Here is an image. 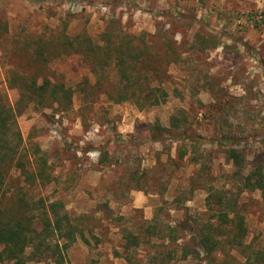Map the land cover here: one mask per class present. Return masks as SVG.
<instances>
[{
	"label": "rangeland",
	"instance_id": "rangeland-1",
	"mask_svg": "<svg viewBox=\"0 0 264 264\" xmlns=\"http://www.w3.org/2000/svg\"><path fill=\"white\" fill-rule=\"evenodd\" d=\"M0 24L7 29L0 103L9 107L18 99L10 80L32 72L36 40L81 37L102 46L101 36L116 25L141 36L160 61L152 86L168 97L159 106L110 101L123 86L117 74L93 72L72 56L50 63L73 92L69 108L31 104L16 119L23 167L9 171L5 194L60 200L78 218L89 244L77 240L62 264H247L226 244L207 255L192 241L206 224L217 225L208 192L235 201L246 244L264 250V191H242L225 153H242L243 175L255 162L264 175V0H0ZM172 117L180 129L171 128ZM40 157L52 180L45 186L35 173ZM184 222L188 229L177 231ZM128 233L138 243L128 250L130 263ZM25 264L57 263L48 256Z\"/></svg>",
	"mask_w": 264,
	"mask_h": 264
},
{
	"label": "trees",
	"instance_id": "trees-1",
	"mask_svg": "<svg viewBox=\"0 0 264 264\" xmlns=\"http://www.w3.org/2000/svg\"><path fill=\"white\" fill-rule=\"evenodd\" d=\"M115 26L101 36L102 46L93 44L89 38L81 37L32 42L29 56L32 72L13 74L10 80L18 99L12 107L0 103V263L25 264L27 259L40 260L50 256L57 264H62L63 252L77 240L89 244L83 230L78 224H74L78 218L71 219L60 200L48 204L33 203L24 194H11L7 197L4 190L9 171L23 167L19 151L22 139L16 128L17 117L31 104L40 108L55 104L61 111L67 110L71 105L73 92L65 86L64 78L50 69V63L62 57L77 56L82 65L93 72L108 69L114 71L123 86L115 96L108 94L110 101H130L144 109L159 106L168 97L160 85L152 86L153 79H159L158 57L149 53L141 36L122 34L121 29ZM5 33V24H0V39ZM140 85L144 87L136 90L135 87ZM181 123L178 117H172L170 126L178 130ZM187 141L194 144L188 138ZM225 153L236 170L234 176H241L242 191H264L261 163H253L252 168L243 175L245 160L242 153L234 148ZM185 154L186 151H182L181 157ZM37 164L36 178L41 186H45L52 181L45 169L46 161L40 157ZM210 198L215 200L217 207L214 211L217 225L213 227L206 224L192 241L196 239L207 255L214 253L219 245L226 244L243 252L247 264H264V250L251 249L246 244V222L235 201L223 198L222 194L217 196L215 192H208V201ZM6 199L9 203L4 205L3 201ZM182 229H188L186 222L177 225V231ZM220 229L226 230L224 235L216 234ZM125 241V260L130 263L128 250L132 245H138L137 238L128 233ZM27 250L31 251L28 258L25 256Z\"/></svg>",
	"mask_w": 264,
	"mask_h": 264
}]
</instances>
